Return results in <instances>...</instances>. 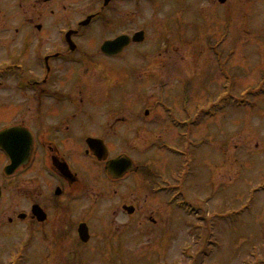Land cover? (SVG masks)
<instances>
[{
    "label": "flooded vegetation",
    "instance_id": "obj_1",
    "mask_svg": "<svg viewBox=\"0 0 264 264\" xmlns=\"http://www.w3.org/2000/svg\"><path fill=\"white\" fill-rule=\"evenodd\" d=\"M137 2L0 0V256L4 261L20 263L27 246H33L47 264L67 261L74 246L85 257L86 244L93 237L87 212L94 210L110 215L103 240L107 244L109 235L117 238L114 251L137 239L132 233L139 227L149 226L142 236L169 234L184 214L200 216V208L192 206L196 188L190 176L194 151L201 147L205 132L203 118L216 116L194 99L201 77L195 65L201 45L194 38L193 42L181 39L190 46L192 60L188 59L181 54V45L168 44L172 43L169 19L156 20L157 15H152L155 20L139 24ZM95 25L100 26L102 41L88 50L85 35ZM151 29L154 37L165 36L161 45L152 46ZM141 31L138 41L135 35ZM121 36H127L126 46L110 53L103 49L105 41ZM221 41L207 42L208 48L216 54ZM226 51L225 62H220L224 69L232 62L233 46ZM256 73V81L264 85V66ZM158 81L156 87L162 90L155 98L148 91ZM139 85L147 91L142 109L137 104ZM172 85L179 87V94L165 92ZM115 90H123L122 96ZM150 103L165 115L155 113ZM164 132H178L182 141H161L166 161L159 170L154 143L164 139ZM82 206L79 219L76 212ZM85 222L90 233L86 242L79 233Z\"/></svg>",
    "mask_w": 264,
    "mask_h": 264
},
{
    "label": "rangeland",
    "instance_id": "obj_2",
    "mask_svg": "<svg viewBox=\"0 0 264 264\" xmlns=\"http://www.w3.org/2000/svg\"><path fill=\"white\" fill-rule=\"evenodd\" d=\"M230 2V6H224L217 0H138L136 5L139 24L152 19V15H157L156 20L169 19L172 43L168 44L181 45V54L188 59L192 60L190 46L180 43L181 39L193 42L194 38L201 45V57L195 60L201 77L194 99L201 101L202 110L212 109L216 116L203 118L201 147L194 151L190 182L196 188V197L192 206L200 208V216L184 214L182 223L169 229V234L142 236L149 226L139 227L132 233L138 238L122 251L116 249V253L114 245L118 239L109 235L107 244L103 240L110 215L100 210L87 212L93 233L86 244L87 254L81 257L83 252H76L74 246L67 261L54 264H264V85L255 79L256 69L264 66V58L260 59L264 54V0ZM99 27L93 26L85 35L88 50L102 41ZM150 34L155 36L152 29ZM164 39L163 34L154 37L152 46L161 45ZM216 39L222 41L215 54L207 42ZM230 46L234 50L232 62L224 69L220 62H225ZM223 69L224 73L220 71ZM158 85L159 81L148 91L155 98L162 90ZM247 86L248 91H244ZM143 88L139 85L136 92L138 109L144 105L147 91ZM165 90L167 94L180 93L177 85ZM114 93L121 97L123 90ZM231 102L233 107L228 104ZM151 103L148 107L154 108L156 105ZM154 111L165 115L162 108L155 107ZM165 134L164 139L154 143V164L159 170L166 161V150L159 146L161 141H182L178 132ZM80 210L84 207L76 212L79 219ZM25 254L20 263L4 261L0 256V264H47L33 246H27Z\"/></svg>",
    "mask_w": 264,
    "mask_h": 264
},
{
    "label": "water",
    "instance_id": "obj_3",
    "mask_svg": "<svg viewBox=\"0 0 264 264\" xmlns=\"http://www.w3.org/2000/svg\"><path fill=\"white\" fill-rule=\"evenodd\" d=\"M220 2L224 3L226 2L227 0H219ZM127 36H121V37H118L114 40H107L105 41V43L103 44V49L106 51V52H111L115 47L117 49H120V48H123L124 46H126L129 41L128 39L126 38ZM143 37V32H138L136 35H135V39L136 40H141ZM116 51V49H115ZM79 233H80V237L84 240V241H88L90 239V233H89V227L87 225V223H82L80 225V228H79Z\"/></svg>",
    "mask_w": 264,
    "mask_h": 264
}]
</instances>
